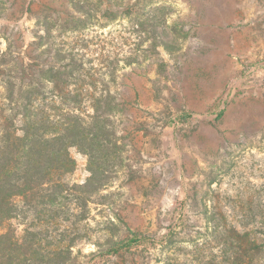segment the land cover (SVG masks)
Returning a JSON list of instances; mask_svg holds the SVG:
<instances>
[{
  "label": "rangeland",
  "instance_id": "1",
  "mask_svg": "<svg viewBox=\"0 0 264 264\" xmlns=\"http://www.w3.org/2000/svg\"><path fill=\"white\" fill-rule=\"evenodd\" d=\"M29 2L31 12L28 0H0L1 48L9 57L23 61L27 52L38 53L34 40L44 32L40 18L47 17L48 45L74 46L102 72L108 60H121L117 120L123 160L117 179L89 202L86 219L66 199L67 213L57 223L41 224L31 212L11 221L17 233L38 223L49 248L73 246L77 264L190 263L196 258L192 235L200 244L209 239L207 253L220 255L221 244L205 234L215 227L235 226L264 239V0H240L239 41L233 38L221 55L208 53L209 42L188 36L176 42L191 51L159 47L157 54L136 21L144 19L142 12L158 11V0ZM76 10L88 19L86 29L70 32L54 23ZM175 16L170 21H178ZM83 39L89 46H82ZM145 50L150 56L141 59ZM138 55L141 65L125 63ZM230 87L236 88L233 94ZM219 110L223 115L215 121ZM185 111L193 117L181 123L178 116ZM71 154L77 167L67 180L82 184L90 175L87 156L75 147ZM129 228L148 241L105 254L109 240L126 237ZM173 230L181 234L172 248L160 250Z\"/></svg>",
  "mask_w": 264,
  "mask_h": 264
},
{
  "label": "trees",
  "instance_id": "2",
  "mask_svg": "<svg viewBox=\"0 0 264 264\" xmlns=\"http://www.w3.org/2000/svg\"><path fill=\"white\" fill-rule=\"evenodd\" d=\"M154 6L158 11L152 15L142 12L144 19L137 20V26L148 33L157 54L159 47L179 51L187 32L179 21H170L176 7L169 3ZM26 9L31 12L29 0ZM53 21L70 32L84 30L89 24L77 10L68 20ZM43 23L44 32L39 31L34 40L38 53L27 52V60L9 57L0 41V264H77L72 245L49 248L44 243L47 234L38 223L19 234L11 221L33 212L41 224L43 219L57 223L58 217L67 213L66 199L76 202L79 219H86L89 202L117 179L123 160L117 120L122 113L118 88L121 60H108L102 72L94 58L80 54L74 46L64 50L52 42L48 45L52 36ZM2 37L0 32V40ZM83 42V47L89 46ZM140 56H129L125 63L141 65ZM149 56L145 50L141 59ZM222 115L223 110L215 112V121ZM192 117V112L185 111L178 121L186 123ZM73 147L88 160L90 175L82 184L67 180L77 167ZM180 234L169 232L159 249L172 248ZM205 234L221 244L220 255L207 253L209 239L200 244L192 235L196 258L186 264H264V239L259 240L253 231L230 226L223 231L215 227ZM147 241L145 233L129 228L126 237L109 240L104 253L117 254Z\"/></svg>",
  "mask_w": 264,
  "mask_h": 264
},
{
  "label": "crops",
  "instance_id": "3",
  "mask_svg": "<svg viewBox=\"0 0 264 264\" xmlns=\"http://www.w3.org/2000/svg\"><path fill=\"white\" fill-rule=\"evenodd\" d=\"M160 3L176 7L175 18L187 32V38L209 42L210 54H224L233 38L239 41L240 0H158ZM190 47L183 45L178 52H189Z\"/></svg>",
  "mask_w": 264,
  "mask_h": 264
},
{
  "label": "built area",
  "instance_id": "4",
  "mask_svg": "<svg viewBox=\"0 0 264 264\" xmlns=\"http://www.w3.org/2000/svg\"><path fill=\"white\" fill-rule=\"evenodd\" d=\"M235 89H236L235 87L234 88L230 87L228 93L231 92L233 94L235 92Z\"/></svg>",
  "mask_w": 264,
  "mask_h": 264
}]
</instances>
